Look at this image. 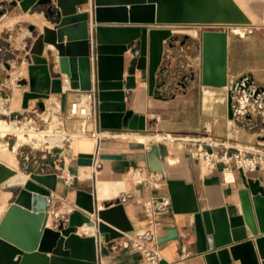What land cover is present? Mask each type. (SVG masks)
<instances>
[{
	"label": "water",
	"instance_id": "obj_1",
	"mask_svg": "<svg viewBox=\"0 0 264 264\" xmlns=\"http://www.w3.org/2000/svg\"><path fill=\"white\" fill-rule=\"evenodd\" d=\"M219 1L12 0V4H19L25 12H42L53 26L44 25L40 29L31 24L28 27L27 37L33 38L28 42L29 54L34 62L28 65L27 75L14 80L12 70L17 61H9L6 50L0 45V86L15 84L21 89L27 88L24 107L29 106L30 99H35L41 110L47 108L45 100L52 94L61 95V107L65 109L68 91L94 90L99 100L101 127L145 129L146 117L128 109L127 103L138 85L137 71L146 78L151 95L165 98L162 88L170 75V66L164 62L165 50L174 49L177 41L184 43L187 38H181L166 26L200 24L208 27L201 35L199 73L202 84L228 88L231 119L251 115L249 106L252 111L257 109L258 103L264 106V85H257L252 74L229 83V30L209 28L225 22ZM84 5L90 8L79 11ZM7 10L8 7L1 3L0 20ZM35 56L44 57L46 61H37ZM40 66L45 70L42 87L37 88L33 70ZM188 76L195 79L196 72L182 77L179 83L183 88L189 85ZM159 154V146L154 145L150 157L157 158ZM120 157L117 154L100 156L101 159ZM94 163V157L78 158L80 167L89 168ZM40 165L45 163H40L36 152L22 158L19 171L0 163V189L4 191L2 203L6 208L0 217V264H99V256L109 255L114 240L133 230L124 208L125 198L106 201L99 207L93 193L79 189L76 207L69 206L60 212L49 199L57 189L58 173L43 172ZM241 175L244 183L239 192L242 212L232 216L230 211L236 210L237 205L209 210H200L198 206L181 208L175 192L179 182L168 181L173 210L196 214L198 250L204 254L207 264H231L232 256L249 263L255 260L251 258L254 253L249 254L254 249V240L247 239L246 223L255 235L264 264V234L259 235V232L264 233V184L242 170ZM37 197L42 198L39 205L35 202ZM50 218L52 226L47 225ZM84 224L95 232L92 235L78 233V227ZM177 236V231L171 229L158 241ZM255 264L259 263L255 261Z\"/></svg>",
	"mask_w": 264,
	"mask_h": 264
},
{
	"label": "crops",
	"instance_id": "obj_2",
	"mask_svg": "<svg viewBox=\"0 0 264 264\" xmlns=\"http://www.w3.org/2000/svg\"><path fill=\"white\" fill-rule=\"evenodd\" d=\"M11 1L2 0L0 4L8 5ZM7 7V13L0 20V35L4 31L8 34L17 25H21L22 28L24 25L29 27L31 24H36L40 29L44 25L53 26L45 19L42 12H25L19 4ZM84 10L83 6L79 8V11ZM181 26H190V24H173L166 27H170L174 33L180 34L183 38L186 35H182L177 29ZM224 28L227 29L225 26ZM245 30L253 32L251 29ZM244 36L243 39H235L231 37L229 31L228 81L231 83L243 75L252 74L257 85H264V54L262 60L256 63L251 60V47L264 48V40L259 37ZM25 40V45H28V40ZM5 41L6 43L0 45L7 51V59L16 60L9 47H16L14 49L17 50L18 45L14 46L9 39ZM239 42H245L248 49H240ZM24 49L26 48L23 47ZM28 54L29 50H26L25 57ZM25 57L26 62L28 60ZM41 58L43 59L37 61H46L44 57ZM164 62L170 66V75L162 91L165 94L171 89L172 96L165 95V98H159L151 95L146 78H142L141 73L137 71L138 85L127 99L128 109L146 117L145 129L134 130L127 126L121 129H108L99 124L106 135L98 141L91 137L73 139L69 142L71 145H65V150L38 153L40 163H45L44 166L40 165L43 172L58 173L57 189L52 191L49 199L52 205L58 206L60 212L69 206L76 207L75 197L79 189L93 193L99 207H103L106 201H115L118 197L125 198L123 204L133 230L114 240L109 255L99 256V264H207L204 254L198 250L199 233L196 214L173 210L168 181L179 182L175 186V192L180 198L181 208L198 206L200 210H209L237 205L236 210L230 211L231 216L237 215L242 212L239 192L244 188V183L241 170L234 163L230 170L224 169L223 163H219L214 169H209L205 162L195 157V153L202 146L216 153L227 150L230 154L235 153L237 148H264V106L261 107V103L256 104L255 111L249 106L248 111L251 115H238L235 119L228 116V88L207 86L201 82L200 39L187 37L184 43L181 40L177 41L174 49L166 48ZM28 64L29 62L23 63L19 68L25 67L27 71ZM192 71L196 72L195 79L188 76L189 85L183 88L179 83L180 80L184 75H190ZM22 74L17 73L18 76ZM162 77L160 75V78ZM6 88L11 86H0V98L4 100L17 98L19 103L3 113L17 112V116H20L24 112L29 114L35 108L37 101L35 99L33 104L30 100L29 106L24 108L20 91L24 92L26 88L17 89L13 96L7 93ZM80 92L81 90L78 89L68 91L66 106L78 98ZM51 98L52 100L56 98L61 107L60 94H52ZM180 98L193 102L197 111V121L192 125L170 126L165 121L168 108L177 100H181ZM52 103L55 104L56 101ZM18 105L23 109H19ZM70 122L67 120V127L76 129V125ZM157 133L177 137L192 136L195 140L185 142L180 139H165ZM140 135L151 136L153 139L144 141L139 138ZM206 140L210 142L215 140L219 144L210 146L206 144ZM154 145L159 146L160 154L157 158L150 157ZM102 154H117L121 157L101 159ZM80 157H94L96 163L89 168L80 167L78 164ZM0 163H5L14 170H21L19 164L17 167L13 166V155L9 152ZM84 172L88 173L83 176ZM246 175L254 179L259 178L264 184V169L248 172ZM67 176L73 177L71 184L66 182ZM3 196L4 191L0 189L1 215L6 210L1 206ZM167 198L170 199V203L164 204L163 201ZM47 225H53L52 218ZM171 229H175L178 236L159 242L158 239L167 236ZM245 229L247 239L254 240V249L249 254L254 253V257L251 258L255 260L249 263L244 262L242 258L234 259L232 256L231 264H255V261L262 264L263 258L255 243V235L247 223ZM77 232L82 235H92L95 230L84 224L78 227ZM263 234L259 232V235Z\"/></svg>",
	"mask_w": 264,
	"mask_h": 264
},
{
	"label": "rangeland",
	"instance_id": "obj_3",
	"mask_svg": "<svg viewBox=\"0 0 264 264\" xmlns=\"http://www.w3.org/2000/svg\"><path fill=\"white\" fill-rule=\"evenodd\" d=\"M219 2L221 8L223 9L225 22L215 23L213 24L214 26L212 25L209 28L225 29L224 28L225 26L227 27V29L229 28V31H231V37L235 39H243L242 36L245 35L244 37H250V38L259 37L264 40V0H220ZM9 4L14 5L12 4V1ZM9 4L6 6H10ZM234 6H236L237 8L236 7L234 8ZM83 8L85 9L90 8V5H84ZM12 29L13 30L10 31L8 34L6 33V31L1 33L0 43H6L5 40L9 39L10 43L14 44V46L18 45L19 48H17V50L14 49L16 47L14 48L9 47V49L12 51L13 55L16 58L17 64L15 69L18 71L20 69L19 66H21L23 63L27 64V62H29L30 64L34 62V58H32L30 54H28L25 57L26 50H29V43L28 45H25V41H26L25 39H27L28 42L29 41L31 42L33 38L27 37V34L30 33L27 25H24V27L22 28L21 25H17ZM177 29L181 32L182 35L185 34L188 38L196 37L197 39L201 40L202 31L208 29V27L200 24H190V26H181L178 27ZM245 29H251L253 32L250 33ZM244 43L245 42H239L240 49H248V47L245 46ZM23 47H25L26 49L23 50ZM251 49H252L251 60L254 63H256L259 60H262L264 54V50H263L264 48L253 46L251 47ZM15 54H18V56ZM7 56L8 55H6V57ZM24 57L28 61L25 62ZM28 65L26 66L28 67ZM21 68L25 69V67H21ZM27 74L28 72L25 69L22 75H27ZM17 89H19V87L13 84L11 88H6V91L10 96L11 95L13 96V94H16ZM20 94L22 98H24V92H22V90L20 91ZM172 94L173 93L171 89L165 93V95L168 97H171ZM21 96H19V98ZM180 99L181 100H177L176 102H174L173 106L168 108L167 111L168 114L167 117L165 118V121L170 126L177 127L188 124L192 125L197 121V111L194 109L193 102L184 98H180ZM30 100L31 103L33 104L34 99H30ZM54 100L56 101L55 104L52 103V101ZM54 100H52L50 96L48 99L45 100L47 103V108L45 110H41L36 105L35 108H33V110L29 112V114H27L28 112H24V114H20V116H17V112L11 113L10 111L9 113H3V112H7L8 110L5 111L0 109V119L7 121L24 120L25 122L31 124V128H30L31 131L33 130L36 132H41L43 130H53L60 132L66 131L65 133L79 131L81 120L68 119L66 114L62 111L60 107V102L56 100V98ZM18 103L19 102L16 98L13 107L17 106ZM18 107L21 110L23 109L19 105ZM67 120L71 121L70 123L75 124L77 128L69 129L66 124ZM157 134H161L162 136H164V133H157ZM26 136H28V134H26ZM20 137L21 134L18 133H7L4 135L3 137L4 141L1 149L2 151L0 150L1 161L7 157V153L9 152L10 154L13 155V166L17 167V164L21 166L22 158H25V156L29 153H33V152L44 153L51 147H54L53 150L55 152H60L66 149L64 147L65 144L57 143L52 140L49 141L48 147H43L41 145L33 146L32 144L26 141L22 142L17 147L14 146L17 144ZM42 138L44 141L48 140L49 134L48 133L42 134ZM55 144L64 145V146H57V145L55 146Z\"/></svg>",
	"mask_w": 264,
	"mask_h": 264
},
{
	"label": "built area",
	"instance_id": "obj_4",
	"mask_svg": "<svg viewBox=\"0 0 264 264\" xmlns=\"http://www.w3.org/2000/svg\"><path fill=\"white\" fill-rule=\"evenodd\" d=\"M62 111L66 114L68 119L81 120L80 130L75 132L79 133V137H91L98 141L105 135L99 127V100L94 90L81 91L79 97L67 105L65 109H62ZM163 138L171 140L180 139L185 142L195 140L192 136L177 137L171 134H166ZM205 142L210 146L219 144V142L215 140L211 142L210 140H206ZM53 149L54 147H51L47 151L51 152ZM195 157L199 161L205 162L209 169L216 168L219 163H223V168L227 170H230L232 163H234L236 167L245 174L264 169V148H237L235 153L230 154L227 150L222 153H216L202 146L196 151ZM65 180L68 184H71L73 182V177L67 176ZM163 203L169 204L170 199H164Z\"/></svg>",
	"mask_w": 264,
	"mask_h": 264
},
{
	"label": "bare ground",
	"instance_id": "obj_5",
	"mask_svg": "<svg viewBox=\"0 0 264 264\" xmlns=\"http://www.w3.org/2000/svg\"><path fill=\"white\" fill-rule=\"evenodd\" d=\"M128 5L130 7V4H128ZM36 59L42 60L43 58L36 56ZM44 70H45V68H43V66H40L38 68H34V70H33V76L35 77L34 82H35V86L37 88L42 87L41 78H42ZM24 71H25V69H22V68H20L18 70V72L21 74L24 73ZM16 72L17 71H15L14 69L12 70V80H14L18 76L17 75L18 72L17 73ZM15 99L16 98H12L11 100H4V99L0 98V109L5 110V111L10 110L11 108H13V106L15 104ZM30 128H31V124H29L28 122H25L24 120L7 121V120H1L0 119V150L2 149V145H3V141H4L3 137L7 133L21 134V137L18 140L17 144L14 145L16 147L24 141L29 142L33 146L41 145L43 147H48L49 141H51V140L55 141L57 143H62V144L68 145V144H70L69 142L73 139H82L81 137H79V133H75V132L65 133L66 131L60 132V131H53V130H43L41 132H36L33 130L31 131ZM44 133L49 134V139L46 141H44L42 138V134H44ZM26 134H28V136H26ZM83 138H87V137H83ZM139 138L144 140V141H149V140L153 139V137L147 136V135H140ZM93 140L96 141V139H93ZM56 145L57 146H64V145L55 144V146ZM87 173L84 172L83 176L86 175ZM35 202L37 205H39L42 202V198L41 197L35 198ZM33 203H34V201H33ZM1 206L5 210L4 203H2ZM1 216L2 215L0 213V217Z\"/></svg>",
	"mask_w": 264,
	"mask_h": 264
}]
</instances>
